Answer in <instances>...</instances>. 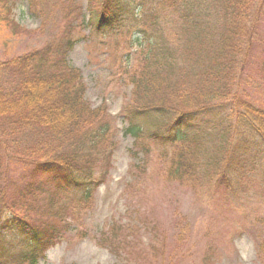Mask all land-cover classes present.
Masks as SVG:
<instances>
[{
    "label": "rangeland",
    "instance_id": "1",
    "mask_svg": "<svg viewBox=\"0 0 264 264\" xmlns=\"http://www.w3.org/2000/svg\"><path fill=\"white\" fill-rule=\"evenodd\" d=\"M101 1L13 0L9 15L0 8V18L9 16L7 24L0 19V63L36 50H58L71 37L75 44L69 62L82 77L90 106L100 108L111 128L96 146L86 132L77 133V138L71 134L56 138L42 130L21 138L0 134V179L4 173L9 200L23 181L33 185L44 175L31 160L58 145L79 150L81 140H86L84 150L90 146L91 169L100 180L83 205L77 203L82 190L76 188L60 194L37 191L27 209L22 206L17 211L36 226L47 230L56 226L60 237L42 246L31 232L22 230L19 240L7 234L0 243L5 247L0 249V264H20L22 254L31 253L33 244L40 253L36 264H136L141 259L155 264L152 254L157 250L156 264H264V152L250 155L249 169L224 172V142L235 137L229 116L222 117L216 130L209 129L194 173L184 179L169 176L176 152L171 142L161 143L147 134L137 139L126 132L129 119L125 114H133L144 102L168 98L172 92L167 88L168 70L166 75L163 68L157 72L153 66L146 67L147 51L140 48V41L150 33L152 38L163 34L169 50L181 43L178 51L194 65L195 50L204 46L202 39L210 41L203 50H212L213 42L217 46L220 19L212 27L204 22V28L197 25L200 30H191L187 27L190 21L162 18L161 30L152 32L149 25L135 20L143 0H126L121 24L99 30L96 18ZM256 5L253 45L242 59L236 89L241 98L264 109V0ZM177 68L171 77L179 87L199 82L196 71L200 66L186 75H182L185 68ZM147 71L157 75L143 97L135 81L140 76L143 80ZM0 79L11 92L19 86L11 67L0 68ZM14 216L12 210H3L0 227ZM125 224L137 226L134 231L126 230L128 236L135 232L126 252L115 254L99 243L104 229Z\"/></svg>",
    "mask_w": 264,
    "mask_h": 264
},
{
    "label": "trees",
    "instance_id": "2",
    "mask_svg": "<svg viewBox=\"0 0 264 264\" xmlns=\"http://www.w3.org/2000/svg\"><path fill=\"white\" fill-rule=\"evenodd\" d=\"M12 1L0 0V8L8 15L14 5ZM125 1L102 0L96 18L97 29L112 30L121 24L125 14ZM257 2L258 0H143L139 5V17L135 20L149 25L152 32L155 29L161 30L162 18H169L171 22L176 18L184 20L183 23L190 21L187 27L191 30H200L197 25L204 28V22L212 27V22L220 19L217 46L215 47L213 42L212 50H203V47L208 48L210 41L202 39L204 46L195 50L198 53L194 65L190 64V57L184 58L178 51V45L181 43L172 45L175 48L169 50L167 37L165 40L163 34L159 33L152 38L150 33L149 37L139 43L140 48L147 51L148 69L153 66L158 72V68H163L166 75L168 70L170 76L167 77L171 80L167 88L172 92L168 98L144 102L133 114H125L129 119L126 132L137 139L147 134L161 143L171 142L176 152L169 176L175 179H184L194 173L199 162L200 149L203 150V139L209 129L216 130L220 126L221 119L225 116H229L230 122H233L235 137L232 136L224 142V172L234 173L249 169L250 155H256L257 151L264 152V109L241 98L236 89L239 83L238 70L244 65L242 59L253 45ZM70 14L69 12L68 15ZM0 19L7 24L9 16ZM10 22L12 23L11 19ZM209 26L205 29L210 30ZM141 31L142 34L146 33L143 29ZM202 34L201 32L200 35ZM175 35L174 33L172 40ZM74 44L75 40L70 37L58 50H36L0 63V68L11 67L19 78V86L12 92L0 79L1 135L7 138H21L23 134L42 130L56 138H64L66 134L77 138V133L86 132L94 146L100 144L104 136L109 135V124L105 122L100 108L94 109L90 106L85 98L82 77L69 62L68 54ZM199 66L200 70L196 71L199 82L194 86L188 83L185 87H179L175 84L178 81L171 77L177 67L181 71L185 68L186 71L182 75H186L191 68ZM155 76L147 71L143 80H140V76L139 80L135 81L138 89L142 90L140 93L143 97L146 96ZM161 85L162 83L156 86L157 89H161ZM96 123L98 124L95 126ZM81 142L84 143L83 146L81 144L82 147H77L79 150L58 145L40 151L31 160V164L38 167V171L44 175H40L38 182L33 185L29 180L26 184L23 181V187H17L16 195L10 200L7 197L10 187L4 184L3 173V178L0 179V213H3V210H12L15 216L10 223L0 227L1 244L7 234L19 240L22 230L31 232L42 246L60 237H57L60 232L56 226L47 230L45 227L36 226L30 218L25 217L26 215L18 213L17 209L22 206L27 209V204L35 197L37 191L47 194L55 191L60 194L76 188L82 190L77 200L79 205L90 201L93 189L100 180L95 170L91 169L93 162L92 158L89 159L90 146L88 150H84L86 140ZM1 160L0 156V162ZM1 174L0 171V177ZM19 218L21 222L18 221ZM18 223L22 226H16ZM136 228L137 226L132 224L118 227L111 225L101 232L99 243L115 254L122 250L126 252L132 247L130 237L135 233L131 232L132 235L128 236L126 230L134 231ZM32 247L31 253L22 254L20 264L37 263L40 253L36 251L35 244ZM4 248L0 246L1 250ZM157 251L152 254L155 264L159 256ZM146 261L141 259L135 263L154 264L153 261Z\"/></svg>",
    "mask_w": 264,
    "mask_h": 264
}]
</instances>
